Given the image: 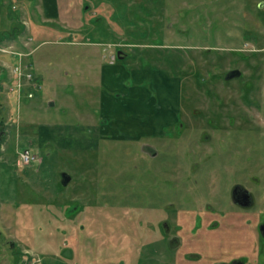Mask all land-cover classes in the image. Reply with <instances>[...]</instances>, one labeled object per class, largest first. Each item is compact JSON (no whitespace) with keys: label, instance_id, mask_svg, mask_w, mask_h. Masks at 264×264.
I'll list each match as a JSON object with an SVG mask.
<instances>
[{"label":"rangeland","instance_id":"rangeland-1","mask_svg":"<svg viewBox=\"0 0 264 264\" xmlns=\"http://www.w3.org/2000/svg\"><path fill=\"white\" fill-rule=\"evenodd\" d=\"M57 1L49 16L43 0H14L28 47L0 49V69L33 49L23 59L40 77L33 97L15 82L0 93V264H264V0ZM124 86L176 123L133 138ZM235 183L253 205L233 200Z\"/></svg>","mask_w":264,"mask_h":264},{"label":"crops","instance_id":"crops-1","mask_svg":"<svg viewBox=\"0 0 264 264\" xmlns=\"http://www.w3.org/2000/svg\"><path fill=\"white\" fill-rule=\"evenodd\" d=\"M14 0H0V49L1 50H9L11 51L12 49L10 48V45L12 43L24 46V48L28 47L22 40V27L15 29V31L12 29V24L15 21V17L17 19H20V17L16 14V12L13 10V3ZM43 11L45 14H49L54 16L58 12V4L59 2L57 0H43ZM38 7V12L41 13L40 8H39V3L37 4ZM42 14V13H41ZM21 20V19H20ZM43 20V19H42ZM22 21V20H21ZM23 24V22H22ZM31 25V24H30ZM28 27V26H27ZM26 25H25V30H26ZM30 27V26H29ZM67 29V28H66ZM13 30V31H12ZM72 30V29H71ZM70 31V30H69ZM14 33V36L12 35ZM73 33V32H72ZM72 33H69L70 36ZM6 34L8 35L6 37ZM4 35V36H3ZM18 35V36H16ZM8 37L11 38V43L9 45L6 44V41ZM83 42V41H82ZM81 42V43H82ZM4 45V46H2ZM17 47V46H16ZM19 52V63L17 65L12 66L11 63H9L6 59H3V69H0V93L1 92H6L7 95H10L9 89L12 88L13 83L15 82V88L17 87L19 95L23 97L26 93L32 92L31 88L33 86L37 85V82H40V77L38 73H35L33 71V66L34 62L32 61H25L23 59V56L29 55L33 49L30 51L27 49L18 50ZM17 52V51H15ZM97 51H95L96 53ZM100 52V51H99ZM116 54L118 51L109 50L107 53H105L103 56L105 57V60L101 64V83L104 85H107L110 91L107 92L106 99L109 100L110 102H113L117 100V98L114 96L115 91L118 89L115 87L114 82L119 80L120 78V67L116 63L117 59L113 58V54ZM31 63H33V66H31ZM18 66L21 67H29L32 69L34 72V78L32 80L26 79V83L24 82V88L20 89L17 85V83L21 81H24L23 79H20V76L16 72V68ZM122 72V71H121ZM124 85V84H122ZM128 86H124V88H127ZM14 88V89H15ZM128 89V88H127ZM9 92V93H8ZM125 94L129 95L130 99H132L133 104H134V110L129 116V118L135 120V121H129L130 122V127H128L131 131V134L133 138L140 140L143 139L144 137H150L148 134H152L154 136H157L156 132H163V127L166 125H172L175 124L177 121L176 113L178 111H172L173 114L166 115L164 110H152L151 109V99L150 95L147 93L145 94L142 92V90H139V94L135 93V91H132L128 89V92H125ZM34 96V93H33ZM0 100H2V96H0ZM177 100V99H176ZM156 103V102H153ZM159 105V108L162 109V107L169 108L170 106H165L161 104ZM113 108V105H111V109ZM122 119H126V115H120ZM108 118V117H107ZM108 120V119H107ZM7 122V121H6ZM8 126V123H6ZM10 125V124H9ZM5 132H8V129H5ZM66 250V249H65ZM65 252V251H64ZM70 252V251H68ZM1 262V261H0ZM108 263V262H107ZM109 264V263H108ZM111 264H132L129 262V256L125 255L122 258L117 259L116 261H112Z\"/></svg>","mask_w":264,"mask_h":264},{"label":"flooded vegetation","instance_id":"flooded-vegetation-1","mask_svg":"<svg viewBox=\"0 0 264 264\" xmlns=\"http://www.w3.org/2000/svg\"><path fill=\"white\" fill-rule=\"evenodd\" d=\"M146 150L151 151L152 155H156V153H157L156 149L154 148L153 144H151V143L144 145V151H146ZM231 195L233 197V200L239 205L251 206L255 203L254 202L255 200H254L251 192L245 186L241 185L240 183L234 184V186L231 189ZM209 207L212 208L211 205H209ZM201 212H202V210H201ZM168 225L169 224L167 223V221L162 222V229L164 231V234H166V235H169L168 234ZM257 227H258V232H259L258 236L260 237V240L264 242V219L259 221V225ZM174 239L175 238H173V240ZM261 246H262V244L259 246L258 254H260V249H262V248H260ZM263 246H264V244H263ZM248 262H249V259L246 257H234L228 261H224V260L220 261V263H229V264H249Z\"/></svg>","mask_w":264,"mask_h":264},{"label":"water","instance_id":"water-1","mask_svg":"<svg viewBox=\"0 0 264 264\" xmlns=\"http://www.w3.org/2000/svg\"><path fill=\"white\" fill-rule=\"evenodd\" d=\"M122 50H119L118 51V57H123L121 54H122ZM242 74L241 70L238 69V68H235V69H232L230 70L227 74H226V79H232L233 77H237V76H240ZM62 179H63V183L66 185L68 184L71 179H72V176L69 172H63L62 174ZM218 264H229V263H218Z\"/></svg>","mask_w":264,"mask_h":264},{"label":"built area","instance_id":"built-area-1","mask_svg":"<svg viewBox=\"0 0 264 264\" xmlns=\"http://www.w3.org/2000/svg\"><path fill=\"white\" fill-rule=\"evenodd\" d=\"M19 74H22V69L19 67ZM24 73V72H23ZM26 75L31 78L32 77V73L31 72H27ZM21 158L25 161V162H30L31 160L35 159V154L32 152L31 149L29 148H25L21 151Z\"/></svg>","mask_w":264,"mask_h":264},{"label":"trees","instance_id":"trees-1","mask_svg":"<svg viewBox=\"0 0 264 264\" xmlns=\"http://www.w3.org/2000/svg\"><path fill=\"white\" fill-rule=\"evenodd\" d=\"M88 7H89V5H85V9L87 10L88 9ZM23 29H25V25L23 24ZM8 35L6 34V37H7Z\"/></svg>","mask_w":264,"mask_h":264}]
</instances>
